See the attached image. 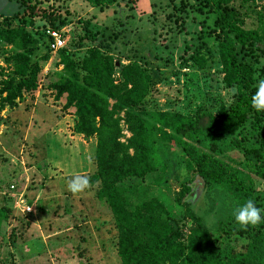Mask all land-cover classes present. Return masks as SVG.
Returning a JSON list of instances; mask_svg holds the SVG:
<instances>
[{"label":"rangeland","instance_id":"obj_1","mask_svg":"<svg viewBox=\"0 0 264 264\" xmlns=\"http://www.w3.org/2000/svg\"><path fill=\"white\" fill-rule=\"evenodd\" d=\"M39 2L40 9L51 11L54 26L64 37L61 48H67L73 59L95 46L111 55L116 80L118 64L136 61L144 68L148 90L134 108L184 116L203 110L217 114L219 105L231 100L223 86L214 15L202 0H187L185 5L179 0H119L101 8L85 0ZM228 5L239 12L243 28L264 32V0H230ZM40 9L26 27L38 40L32 59L48 52L45 61H38L36 88L0 110V205L12 210L0 225V264H120L112 215L96 198V183L78 196L67 190L74 175L94 170L95 137L85 140L72 133V108L64 109V96L54 98L47 86L54 78L58 49L48 47L45 31L51 26L39 15ZM22 12L18 0H0V20ZM262 48L253 50L255 85L264 79V44ZM7 49L0 45V79L7 71L3 63ZM237 57L254 58L243 50ZM120 128L119 139L125 140L129 132L122 121ZM157 138L159 164L141 180H126L123 185L131 201L137 193L156 197L186 221L174 198L189 178L183 154L175 140ZM254 187L264 209V182L254 178ZM191 191L189 205L209 224L212 217L201 188ZM24 205L31 210L21 211Z\"/></svg>","mask_w":264,"mask_h":264},{"label":"trees","instance_id":"obj_2","mask_svg":"<svg viewBox=\"0 0 264 264\" xmlns=\"http://www.w3.org/2000/svg\"><path fill=\"white\" fill-rule=\"evenodd\" d=\"M85 1L101 8L119 0ZM179 1L185 5L187 0ZM202 1L214 15L223 86L239 89L229 102L219 105L217 114L203 110L184 116L136 109L149 81L136 61L118 64L116 80L111 55L99 48H88L79 60L67 48L57 50L54 78L47 86L54 98L64 96V109L72 108V132L85 140L95 137V168L85 175L96 183V198L111 212L120 264H264V209L254 187V178L264 182V112L251 107L256 91L253 50L263 49L264 32L243 28L239 12L228 5L230 0ZM18 2L25 12L0 20V45L8 46L0 110L36 88L38 61L47 59L48 52L32 59L38 40L26 28L38 15L39 0ZM39 15L55 28L51 11L40 9ZM239 50L252 54L253 60L238 58ZM120 121L129 132L125 140L119 139ZM157 137L175 140L183 154L189 178L174 198L186 221L156 197L137 193L131 201L123 185L126 180H141L159 164ZM195 188H201L206 211L211 213L209 224L189 205ZM248 199L262 209V222L243 228L233 213ZM11 216V208L0 205V225Z\"/></svg>","mask_w":264,"mask_h":264},{"label":"clouds","instance_id":"obj_3","mask_svg":"<svg viewBox=\"0 0 264 264\" xmlns=\"http://www.w3.org/2000/svg\"><path fill=\"white\" fill-rule=\"evenodd\" d=\"M255 87L256 91L251 96V107L257 112H264V79H259ZM229 91L235 96L239 89L233 86ZM92 185L93 181L88 175L76 174L68 181L67 190L73 196H78L89 190ZM261 211L262 209L256 206L253 199H248L234 210L233 215L235 222L241 227H255L262 222Z\"/></svg>","mask_w":264,"mask_h":264},{"label":"built area","instance_id":"obj_4","mask_svg":"<svg viewBox=\"0 0 264 264\" xmlns=\"http://www.w3.org/2000/svg\"><path fill=\"white\" fill-rule=\"evenodd\" d=\"M45 33L49 37L48 47L51 51L64 47V37L61 30L56 28H48ZM21 209L23 212H29L31 210L29 205H24Z\"/></svg>","mask_w":264,"mask_h":264},{"label":"crops","instance_id":"obj_5","mask_svg":"<svg viewBox=\"0 0 264 264\" xmlns=\"http://www.w3.org/2000/svg\"><path fill=\"white\" fill-rule=\"evenodd\" d=\"M72 122H73V116L71 115V118H70V123H69V125L71 126L72 125ZM75 136H81L80 134H77V133H74V132H72Z\"/></svg>","mask_w":264,"mask_h":264}]
</instances>
